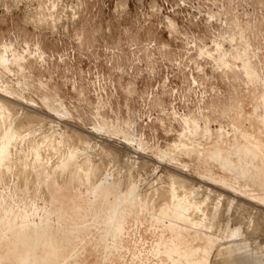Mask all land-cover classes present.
<instances>
[{"label":"rangeland","instance_id":"1","mask_svg":"<svg viewBox=\"0 0 264 264\" xmlns=\"http://www.w3.org/2000/svg\"><path fill=\"white\" fill-rule=\"evenodd\" d=\"M166 17L176 23L177 33H172ZM5 50L10 58H19L22 71L16 63L9 64L8 70L0 65V81H7L33 100V112L37 110L35 113L44 121H40L42 134L36 139L51 133V139H44L57 145L58 131L66 127L72 131L73 139L55 150L61 152L49 154L51 159L54 157L51 161L67 153L72 145L82 159L80 148L84 139L88 140L86 152L92 153L89 155L93 160L89 173H96L91 179L109 172L120 177L123 187L132 191L128 201L141 192L155 200V190L162 191L163 183L167 186V174H179V168H185L186 179L193 181L190 183L201 185L200 189L209 186L225 196L231 193L233 202L247 206L240 215L258 210L263 217L261 228L245 235L246 242L237 247L239 264H264V205L258 201L255 205L250 192L235 193L212 181H201L194 169V156L171 159L161 153L170 154L179 143L187 142L185 122L199 116L224 128H231L232 122L250 128L264 125V0H0V52ZM41 84H46L60 102L61 110L66 112L62 119L41 101ZM17 106L23 108L20 113L28 109L21 103ZM99 123L107 127L113 124L122 130L120 136L111 135V139L103 130H94ZM55 132L57 139L53 137ZM124 136L132 145H126ZM200 141L201 137H196V142ZM137 143L145 149H136ZM106 150L115 154L109 155ZM213 170L220 171L217 166ZM21 174V178L33 179L29 173ZM5 179L8 184L15 180L8 174ZM250 189L255 192L256 187ZM16 194L22 196L19 190ZM36 201L41 203L40 198ZM41 207L48 211L52 205ZM230 211H225L229 218L221 226L244 229L245 218L240 222L239 215L231 216ZM105 229V223L95 225L84 241L78 242L80 248L77 246L68 257L79 261L85 255L87 264H128L137 255L144 258L159 234L156 229V235L147 232L142 239L138 232L134 234V224L132 239L137 254L127 253L119 262L107 256L108 250L115 249ZM224 236L214 241L208 264L220 244L228 245L230 238ZM202 242L196 238L191 243L195 254L201 253ZM96 244H100V253L85 252V248Z\"/></svg>","mask_w":264,"mask_h":264},{"label":"bare ground","instance_id":"2","mask_svg":"<svg viewBox=\"0 0 264 264\" xmlns=\"http://www.w3.org/2000/svg\"><path fill=\"white\" fill-rule=\"evenodd\" d=\"M39 14L42 15L41 12ZM168 21L172 33H177L176 23L171 19ZM10 57L7 50L0 52L2 68L8 70L9 64L16 63L19 72L22 71L19 58ZM39 88L42 90L39 97L42 98L45 107L62 119L66 112L61 110L60 102L46 84L39 85ZM32 101L19 90L13 89L7 81H0V264H87L85 255L76 261L71 260L68 253L71 254L77 248L78 242L90 234L95 225L103 223L106 225L105 235H109L115 249L108 250L107 256L119 262H123L127 253L137 254L132 239L134 231V234L138 232V237L143 239L145 233L156 235L154 231L158 229V238L145 257L137 255V259L130 260L128 264H208L210 248L214 241L224 235L230 238L228 245L220 244L210 264H239L241 257L237 246L246 242L244 236L257 232L263 223V217L258 210L255 214L252 209L247 215H240L241 211L247 210V206L236 199L234 203L235 197H232L231 193L225 196L220 191H212L209 186L200 189L201 185L195 186L190 183L192 180L186 179L188 170L185 168H179V174L168 173L166 187L163 183L165 180L162 179L163 187L159 186L163 190L158 191L160 188L155 190V200L141 192L137 193L132 201H128L132 191L129 187L126 189L123 187L120 177H114V174L109 172L100 178L97 177L98 179H91L96 173H89V166L93 160L90 158L92 153L86 152L89 148L88 140L85 141L83 138V143L82 139L83 146L80 148L82 151L80 153L84 154L82 159L78 156L77 147L75 149L72 145L70 150L65 151L67 153L64 152L65 154L62 153L63 155L51 161L54 159L50 158L52 151L55 154L57 150H61L60 147L64 148V144L73 139L71 130L66 127L58 131L60 132L58 139L55 136L56 132L53 133V137L58 140L55 141L57 145L53 144L54 141L53 143L47 141L51 139L50 132V135H46L48 138L44 137L47 139H41L43 142L46 140L47 144L39 142L40 139L37 140L36 137L37 134L39 136L42 134L40 130L43 120L35 113L37 110L33 112ZM18 103L24 104L28 109L20 113L21 107L17 106ZM185 126L187 127L184 136L187 132V142L179 143L170 154L161 151L165 157L177 159L181 155H192L196 161L195 172L201 181H212L215 185L230 188L235 193L250 192L249 195L255 199L253 202L264 203V125L256 124L250 128L246 124L232 122L231 128H224L213 126L209 119L199 116L186 121ZM94 130H103L108 133L107 136L110 134L117 137L122 131L113 124L107 127L106 123H99L98 127L94 126ZM66 132L70 137L65 134ZM196 137H201L199 143L196 142ZM123 140L126 145H132L129 137L124 136ZM72 147L74 149H71ZM42 148L45 149V153ZM111 148L114 149L112 146ZM135 148L139 151L145 149L140 143H137ZM213 166H217L220 171L214 172ZM95 169L97 172V167ZM21 173H29L33 179L28 180L23 176L21 178ZM7 174L15 179L11 184L6 182ZM241 179L244 183H240ZM251 186L256 187L255 192H251ZM16 190H19L22 196H17ZM16 198L19 199L18 202L15 201ZM37 198L41 199L40 204L36 201ZM49 204L52 207L48 211L42 209L41 205ZM255 205L258 206L257 203ZM228 209L232 210L231 216L239 215L240 222L245 218L244 229L241 226L236 228H230L225 224L221 226L222 221L229 218L225 217L227 216L225 211ZM102 237L104 236H101L100 240ZM196 238L204 240L199 255L190 247ZM97 246L100 244L89 246L88 250L85 248V252L100 253Z\"/></svg>","mask_w":264,"mask_h":264},{"label":"crops","instance_id":"3","mask_svg":"<svg viewBox=\"0 0 264 264\" xmlns=\"http://www.w3.org/2000/svg\"><path fill=\"white\" fill-rule=\"evenodd\" d=\"M253 200H255L254 198H252ZM262 203V202H261ZM264 205V203H262Z\"/></svg>","mask_w":264,"mask_h":264}]
</instances>
